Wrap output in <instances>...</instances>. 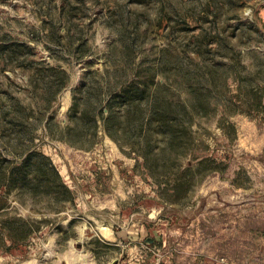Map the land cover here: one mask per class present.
<instances>
[{"label": "rangeland", "instance_id": "1", "mask_svg": "<svg viewBox=\"0 0 264 264\" xmlns=\"http://www.w3.org/2000/svg\"><path fill=\"white\" fill-rule=\"evenodd\" d=\"M17 100L0 264H264V0H0V118ZM29 147L68 189L9 187Z\"/></svg>", "mask_w": 264, "mask_h": 264}, {"label": "trees", "instance_id": "2", "mask_svg": "<svg viewBox=\"0 0 264 264\" xmlns=\"http://www.w3.org/2000/svg\"><path fill=\"white\" fill-rule=\"evenodd\" d=\"M133 91H135L136 93H141L139 92V90L136 91L134 90V88L132 89V87H123L117 89L116 91L114 90L111 94L113 95L114 99L116 97L126 98L128 95L133 94ZM22 109H25V106L22 105L20 101L17 100L16 102H13L9 111L2 112L3 115L0 118V125L9 124V126L16 130L28 127L29 123L25 119L26 116H22L20 114V111ZM114 114V105L111 104L110 99H107L102 103V105H100L99 110L96 111V115H94L93 119L90 121L93 129L96 130L100 120H103L104 123H106L108 119L114 116ZM88 115L89 111L87 109H83L80 115L75 114L74 117L77 118V124L80 119H83L84 116L86 117ZM47 122H50V119ZM32 174L33 176H36V178H42L43 175L45 176L47 174L52 175L54 177V181L56 180L55 182L60 187L68 189L52 159L44 152L30 149V147L25 149V153L23 154L21 159H19L18 162H15L10 168V171H8V173L6 172V175L4 174V176L7 181L11 183L9 184L10 188L16 184L19 191H21L23 188L32 186L33 180L32 177H30ZM14 223L18 226L19 229L22 230L19 235H21L23 239H14L12 237V233L10 234V237L11 239L13 238L14 242L18 241L17 243L22 244L23 240L26 238L25 235L33 230V223L26 217H14L12 220H9L7 222V228L12 230L11 224Z\"/></svg>", "mask_w": 264, "mask_h": 264}]
</instances>
